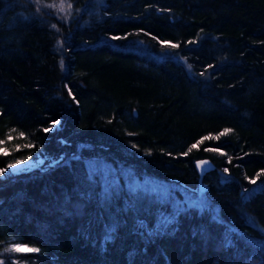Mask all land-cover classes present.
<instances>
[{
  "label": "trees",
  "instance_id": "obj_1",
  "mask_svg": "<svg viewBox=\"0 0 264 264\" xmlns=\"http://www.w3.org/2000/svg\"><path fill=\"white\" fill-rule=\"evenodd\" d=\"M60 2L0 0V169L57 160L0 178V261L264 264V0Z\"/></svg>",
  "mask_w": 264,
  "mask_h": 264
},
{
  "label": "snow or ice",
  "instance_id": "obj_2",
  "mask_svg": "<svg viewBox=\"0 0 264 264\" xmlns=\"http://www.w3.org/2000/svg\"><path fill=\"white\" fill-rule=\"evenodd\" d=\"M36 2L37 3H40V0H36ZM51 6H53V7H59L61 11H64V9H65V0H61V2H60L59 5H51ZM67 8L68 9L71 8V4L70 3L67 4ZM53 27H55V25H53ZM123 38H126V37H113V39H123ZM160 43L162 45H164V46H169L171 48H178L179 47L178 44L170 43L168 41H160ZM61 66L63 67V61H61ZM200 75H204V73H200ZM69 94H71V93H69ZM73 99H75V97H73ZM60 124H61V121L60 120L53 121L52 124L49 127H47V128L44 129V132H52L54 130H57L58 129V126ZM228 131H230V130H228ZM21 135H23V133H21ZM3 143H4L3 141H0V144H3ZM25 147H29L30 148V147H33V145H25ZM196 147H197L196 144H193L192 145V148H196ZM190 150L191 149H189V151ZM209 150L210 151H219V149H209ZM184 155H187V153H184ZM24 163H25L24 160H16L15 164H9L8 165V168L14 169L18 165H22ZM201 163L203 164L204 162H201ZM7 171H8V169H0V177H3ZM224 171L225 172H228V169H224ZM250 182L252 184H256V180L255 179L251 180ZM174 225H175V216H172V217H169V218L163 220L162 221V224H161L162 227H174ZM111 238H112V236H111V233H110L108 236H106L105 239L108 240V239H111ZM5 250L6 251H17L18 252V251H20V248H19V246H15L12 249H5ZM29 251H31V252H38L39 249L32 248V249H29ZM0 264H3V262L0 261Z\"/></svg>",
  "mask_w": 264,
  "mask_h": 264
},
{
  "label": "rangeland",
  "instance_id": "obj_3",
  "mask_svg": "<svg viewBox=\"0 0 264 264\" xmlns=\"http://www.w3.org/2000/svg\"><path fill=\"white\" fill-rule=\"evenodd\" d=\"M57 162V160H48L45 158H39V159H35V160H28L25 161L24 164L22 165H18L16 168L12 169V168H5L8 169V171L5 173V175L3 177L0 178H8L11 176H15L16 174L20 173V172H24V171H28V170H32L34 168H40V167H49L51 165H54ZM202 187H207L206 183H201ZM15 246H19L20 251H10V253H22V252H31L29 251V249H32L31 247H28L26 245L23 244H8L7 245V249H12ZM19 262V261H18ZM19 264H23L22 262ZM29 264H34V263H29Z\"/></svg>",
  "mask_w": 264,
  "mask_h": 264
},
{
  "label": "water",
  "instance_id": "obj_4",
  "mask_svg": "<svg viewBox=\"0 0 264 264\" xmlns=\"http://www.w3.org/2000/svg\"><path fill=\"white\" fill-rule=\"evenodd\" d=\"M201 162H204L203 164ZM200 177L202 178L205 173L210 172L213 169V164L209 159H203L197 164Z\"/></svg>",
  "mask_w": 264,
  "mask_h": 264
}]
</instances>
